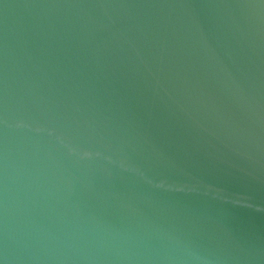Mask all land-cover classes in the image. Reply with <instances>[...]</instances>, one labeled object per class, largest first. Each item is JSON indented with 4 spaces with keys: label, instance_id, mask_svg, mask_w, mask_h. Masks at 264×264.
<instances>
[{
    "label": "water",
    "instance_id": "water-1",
    "mask_svg": "<svg viewBox=\"0 0 264 264\" xmlns=\"http://www.w3.org/2000/svg\"><path fill=\"white\" fill-rule=\"evenodd\" d=\"M0 264H264V0H0Z\"/></svg>",
    "mask_w": 264,
    "mask_h": 264
}]
</instances>
